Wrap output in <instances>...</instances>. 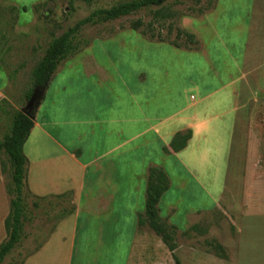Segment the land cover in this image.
Wrapping results in <instances>:
<instances>
[{
	"label": "rangeland",
	"instance_id": "1",
	"mask_svg": "<svg viewBox=\"0 0 264 264\" xmlns=\"http://www.w3.org/2000/svg\"><path fill=\"white\" fill-rule=\"evenodd\" d=\"M38 1L41 0H0V139L10 132L14 111L27 108L29 101L26 100L25 94L32 86L31 71L44 55L50 41L74 26L80 19L88 16L93 10L130 0H93L91 3L84 0H46L34 5ZM222 1L169 0L162 6L142 9L113 21L84 26L77 37L81 49L73 55L75 60L61 65L66 64L61 69L60 80L56 82L50 96L53 95L60 102L67 97L78 96L77 107L81 113V110L85 111L86 94L92 86H96L102 87L107 93L108 102L116 99L117 103L126 105L129 100L125 90L132 86L133 82L131 71L133 57L138 55L146 57L155 53L164 56L160 61L167 64L169 75L166 81L172 93H174L173 89L185 81L188 72L190 82L196 83L193 80L197 76V70L194 68L197 64L196 55L189 54L184 58V62H181L173 53L154 47L155 45L148 42L149 37L152 34H160L165 43L176 42L188 45L184 38H176L177 29H183L195 35H198V31L204 37L213 39L209 30L205 29L204 25L207 23L202 18L219 11ZM246 1L251 3L248 6L252 18L250 23L252 29L249 35L251 47L262 51L264 0ZM155 11H164L171 17L165 22H157L153 19ZM138 21H142L144 25L134 29L133 26ZM169 25L172 26L171 32H169ZM144 30L146 35L143 34ZM205 31L206 34H204ZM91 43L89 49H86ZM165 54H167L166 58ZM187 59L188 61H185ZM95 60L103 67L107 75L102 80H99L97 74L91 78L88 76L90 74L87 67L96 64ZM122 61L124 65L130 66L123 73L119 71ZM199 62L202 66L204 65L202 58ZM148 64L147 58L141 62L145 70L148 69ZM250 65L253 66L255 63ZM206 71V69L203 70V80L206 79ZM257 85L258 79L255 74L245 79L241 85L240 104L245 105V108L240 112L232 144L227 143V147H223L220 151L222 144L219 145L216 139L203 137L198 140V142L201 141L200 145H204L201 148L203 153L200 152L196 158V165H190L193 162L191 158L184 169L175 167L173 158L160 161L165 164L171 185L169 191L161 198L159 212L162 217L169 212V206L170 211L174 210L170 214L171 222L168 218L162 217V219L169 226L172 223L177 226L172 230L177 243L176 254L182 264H264V101L260 99L255 101L253 98ZM209 86L213 84L209 82ZM195 94L196 91L190 92V95ZM55 104L50 106L52 107L50 109L48 103L47 114H51L55 109L58 110L59 103ZM37 110L38 107L35 118ZM252 110L254 117L253 124L250 126L248 117ZM110 112L108 115L104 114L98 119L87 122L78 112L76 117L69 114L65 119L60 118V120L67 128L77 127L82 135L87 133V127L100 135L99 138L102 140L101 135L108 133L112 134V141L116 140L115 133L122 127L126 130L125 136H127L131 127L128 129L124 121L120 122L122 119L117 120L115 113L109 115ZM186 112L188 114L192 110L184 113ZM121 123H124V126H121ZM250 129L255 134L254 137L247 135ZM38 132L36 129L32 131L28 139L27 152L31 154L36 152L35 143ZM134 144L138 145L140 150L147 145L142 142ZM104 145L105 143H101V146ZM168 162L171 164L169 165ZM35 165L31 163L28 172L30 189H32L31 175L32 171H35ZM147 179L148 174L146 182ZM12 184L10 162L5 155L0 154V244L9 236L5 220L11 210ZM123 187L125 190L121 191L126 192L131 189H126L125 182L120 186V188ZM30 189L26 184L27 216L24 233L19 245L2 264L23 262L44 244L59 220L63 215L66 216L65 212L71 206L75 207L73 195L70 198L63 194L40 197L32 193ZM194 225L198 226L197 230L190 229ZM82 227L81 221L80 228ZM144 230L152 233L155 239L153 240L154 251L143 256L146 260L145 264L150 263V256L151 258L155 256L158 264H176L161 236H155L148 225L140 228V232L143 233ZM82 236L83 234L79 236V239ZM143 239L144 237H138V243H142ZM141 249L140 245L139 251ZM109 250L103 252L101 249L99 258L94 259L87 254L86 250L79 249L75 255L76 264H109L113 259V255L105 253ZM127 255L128 248L125 247V254H121L119 250L114 262L121 264L123 257L126 260ZM139 256L140 253H136L133 261L139 259Z\"/></svg>",
	"mask_w": 264,
	"mask_h": 264
},
{
	"label": "crops",
	"instance_id": "2",
	"mask_svg": "<svg viewBox=\"0 0 264 264\" xmlns=\"http://www.w3.org/2000/svg\"><path fill=\"white\" fill-rule=\"evenodd\" d=\"M45 1L35 2L34 5ZM221 4L219 11L202 18L207 23L205 29L209 30L213 39L204 37L198 31V35L193 33L198 41L197 49L148 41L156 48L173 53L181 62L189 54L196 55L197 64L194 68L197 76L193 79L196 83L190 82L188 72L185 81L173 89L174 93L167 86V64L160 61L164 56L156 53L146 57L138 55L132 59V86L123 89L129 100L126 105L117 103L116 99L108 102L107 93L102 87L92 86L85 97V111L79 113L78 96L67 97L61 102L53 95L50 96L66 64L61 66L63 62L59 66L40 101L31 130H39L36 152H27L29 137L24 144L27 157L26 184L30 189L28 172L30 164H36L31 175L30 191L40 197L70 193L74 196L75 210L63 215L44 244L19 264H76L75 255L79 249L86 250L94 259L99 258L101 249L103 252L110 249L105 252L113 255L109 264H117L114 262L115 255L119 250L125 254V247L128 248V255L126 260L123 257L121 264L146 263L143 256L154 251L155 239L147 230L140 232L142 226H138L137 215L145 210L144 190L147 187L149 168L158 165L165 170V164L160 162L165 158H173L174 166L181 169L187 166L189 158L193 161L190 165H196V158L204 145H200L199 138L216 139L219 145L222 144L220 151L227 147V143L232 144L240 112L245 108V105L240 104V88L243 81L254 74L258 85L253 98L255 101H264V46L262 51L251 47L249 35L252 18L248 7L251 3L246 0H223ZM145 58L149 62L147 70L141 66ZM200 58L204 60L203 66L199 62ZM72 60H75V56L65 62ZM94 62L96 64L87 67L88 76L91 78L97 74L99 80H102L107 75L97 60ZM253 63L255 65L251 66ZM126 68L130 66L124 65L122 61L119 71L123 73ZM204 69L207 70L205 80L202 79ZM209 82L213 86H209ZM191 91H196V94L190 95ZM56 102L59 103L58 110L47 114L48 103L51 109L50 106L56 105ZM190 110L194 113H184ZM109 111V115L115 113L117 120L122 119L120 122L124 121L128 129L131 127L127 136L122 127L115 133L116 140L112 141L110 133L101 135L102 140L100 135L87 127V133L82 135L77 127L67 128L60 120L69 114L76 117L79 113L85 117L86 122L93 121L104 114L108 115ZM253 114V110L249 112L250 126L253 124ZM188 129L192 131V138L187 147L174 152L170 148L174 135ZM247 135L254 137L255 134L250 129ZM136 142L147 145L140 150L138 145L135 146ZM101 143L105 145L101 146ZM164 148L170 152L166 153ZM230 149L231 145L228 154ZM124 182L126 189L131 188L129 191H121L125 190V187L120 188ZM170 210L169 206V212L162 217L170 220V214L174 211ZM81 234L83 236L79 239ZM140 236L144 237L142 243H138ZM161 244L164 246L163 242ZM140 245L142 249L139 251ZM136 253H140V256L134 262ZM149 262L158 264L155 256H150Z\"/></svg>",
	"mask_w": 264,
	"mask_h": 264
},
{
	"label": "trees",
	"instance_id": "3",
	"mask_svg": "<svg viewBox=\"0 0 264 264\" xmlns=\"http://www.w3.org/2000/svg\"><path fill=\"white\" fill-rule=\"evenodd\" d=\"M84 1L91 3L93 0ZM167 1L169 0H130L107 8H98L93 10L85 18L80 19L74 26L70 27L61 35L55 36L45 49L42 58L35 64L31 71L32 86L25 94L26 100L29 101L35 91H39L41 93V101L45 90L59 66L72 58L73 55L81 49L77 37L84 26L113 21L124 16L132 15L142 9L162 6ZM153 15V19L157 22H165L171 17L169 13L164 11H155ZM143 25L142 21H138L133 28L139 29ZM169 28V32H171L172 26L169 25ZM143 34L146 35L145 30ZM176 38H184L188 45L170 42L172 45L197 49L198 41L193 33L183 29H177ZM149 40L165 41L161 38L160 34L150 35ZM33 127L34 119L28 117L22 110H15L12 117L10 132L0 139V154L5 155L10 162L13 183L10 188V192L13 195L11 210L9 216L5 220V227L8 230L9 236L7 240L0 244V264H2L6 257L19 245L24 233L27 216V203L25 200L27 157L24 153V144ZM191 138L192 131L190 129L177 132L170 142V148L174 152H180L187 147ZM164 151L166 153L170 152L168 148H164ZM169 187L170 178L164 168L158 165L150 167L145 194V210L144 213H138L137 222L138 226L148 225L152 231L161 236L163 242L172 253L176 264H182L180 258L176 254L177 243L173 231L176 226L167 225L159 212L160 200L168 191ZM63 196L69 197L71 194L65 193ZM74 210L75 207L71 206L65 214H71ZM197 228L198 226L194 225L190 229L197 230ZM185 233L187 234V231ZM217 246L219 247V245Z\"/></svg>",
	"mask_w": 264,
	"mask_h": 264
},
{
	"label": "water",
	"instance_id": "4",
	"mask_svg": "<svg viewBox=\"0 0 264 264\" xmlns=\"http://www.w3.org/2000/svg\"><path fill=\"white\" fill-rule=\"evenodd\" d=\"M40 98L41 93L39 91H35L31 99L29 100L27 108L22 110L31 119L35 118V112L40 103Z\"/></svg>",
	"mask_w": 264,
	"mask_h": 264
}]
</instances>
